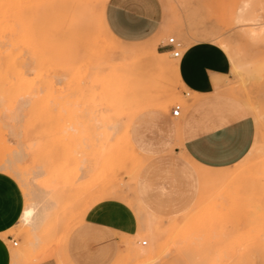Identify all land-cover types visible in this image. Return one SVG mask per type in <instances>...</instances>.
Wrapping results in <instances>:
<instances>
[{
    "label": "rangeland",
    "instance_id": "1",
    "mask_svg": "<svg viewBox=\"0 0 264 264\" xmlns=\"http://www.w3.org/2000/svg\"><path fill=\"white\" fill-rule=\"evenodd\" d=\"M11 1L0 0L5 5L15 6L0 9V162L11 164L23 173L26 184L16 177L30 193L27 203L34 206L31 221L20 223L12 237L28 258L44 264H52L54 258L71 261L67 254V234L79 228V207L98 190L120 185L126 176L124 169L130 172L145 161L137 150L138 154L134 155L127 149L123 128L127 125L130 128L134 117L144 110L159 111L156 104L161 100L167 102L166 112L170 114L175 105L182 106V115L174 117L177 122L195 97L188 98L176 91L170 81L168 55L171 51L166 52V44L153 43L148 49L149 54L158 59L160 70L147 60L136 67L133 74L132 58L120 57L121 51L108 35H103L104 45L116 53L112 66L118 65L119 77L115 76L114 80L108 76L111 67H97L96 59L100 54L90 42L96 27L88 5L72 13L67 0H28L30 5L22 0L27 2L26 6L21 0L17 4L18 0ZM162 2L203 6L188 10L192 25L199 24L204 17L214 18L218 38L223 36L233 47L241 67L239 75L222 87L223 92L233 99L243 96L259 105L264 93L260 76L261 28L251 21L259 20L260 0ZM238 19L239 25L236 24ZM24 22L34 27L27 36L23 33L27 25ZM252 27L259 32L255 42L249 32ZM163 36L186 42V37L174 28L162 33L161 38ZM161 78L166 80L165 87L160 84ZM151 86L155 87L152 95L155 105L132 117L135 112L132 93L140 90L147 95ZM96 125L101 126L99 130ZM114 148L121 152L117 153ZM112 150L116 153L110 154ZM108 160L112 162L106 164ZM173 162L178 160L173 158ZM262 168L264 157L257 152L230 173L208 175L205 185L200 183L204 192L196 194L183 212L164 217L158 221L159 227L154 226L150 232L129 239L133 242L131 248H128L129 240L118 238L119 248L112 264H145L163 253H167L170 260L187 257L204 264H244L258 253L264 238ZM168 170H160L159 182L170 179L174 182ZM237 180L239 183L232 186ZM130 227L131 223H124L119 231ZM128 235L134 236V232ZM142 240H147L148 244L143 245ZM135 247H146L148 252L135 255Z\"/></svg>",
    "mask_w": 264,
    "mask_h": 264
},
{
    "label": "snow or ice",
    "instance_id": "2",
    "mask_svg": "<svg viewBox=\"0 0 264 264\" xmlns=\"http://www.w3.org/2000/svg\"><path fill=\"white\" fill-rule=\"evenodd\" d=\"M15 7L0 2V9ZM95 19L107 33L109 39L124 55L134 56L145 47L150 48L155 44L176 45L175 39L167 36L161 38L162 33L169 28L181 32L186 37V42H181L168 55V77L176 91L185 94L188 98L193 96L190 89L182 86L181 71L185 62H192V67L203 77L205 89L212 96L217 95L216 86L221 81L231 82L241 72L233 47L227 43L223 36L218 38V26L214 18L204 17L195 26L192 25L189 9L200 8L202 5L191 4H161L164 9L163 19L158 20L159 28L153 32L148 41L137 39L138 28L143 18L150 15L151 0H95L88 5ZM245 7H248L245 5ZM259 20L251 23L260 25L259 43L261 45V82L264 83V0L259 4ZM115 14V22L109 20V11ZM179 13V14H176ZM241 21L238 19L236 24ZM240 31H243L240 29ZM232 36L234 33H228ZM253 42L257 33L252 34ZM207 36V39H202ZM236 43H239L238 41ZM207 45V48H204ZM219 50L227 56L228 67L221 70L219 67L206 63V58ZM255 55V53H252ZM179 116V111L176 112ZM165 148L168 151L158 153L171 161L175 158L183 163L186 170L193 175L227 174L239 168L241 163L250 159L257 152L264 157V93L261 95L259 105L252 104L240 96L230 99L223 104H215L202 111L195 119L188 121L181 127L175 128L170 133V140ZM175 149L176 151H172ZM243 157V159H241ZM125 179L120 185H111L98 190L88 202L81 205L78 210L80 219L79 231L67 234L69 247L78 251L89 252L91 245H100L105 240L122 238L124 240L136 239L142 233L150 232L153 227H159L158 221L164 219L162 212L165 202L171 198L192 196L194 193L184 192L176 186L165 191L150 177L157 171L156 163L145 160L134 170H123ZM171 173V162L169 170ZM15 174L4 171L0 174V224L11 220L13 213L18 220L12 222V227L5 225V230L0 233V241L4 243L3 259L0 264H44L43 261L28 258L19 250V245L9 239L15 235V229L20 223H29L34 214V206L27 203L30 193L17 183ZM11 185L14 197L5 198L3 188ZM19 191H16V189ZM134 193V195H132ZM163 193V195H161ZM23 198L25 203L18 205L17 201ZM153 208H160L161 215L153 213ZM124 223H131V227L119 231ZM59 227L57 231L59 232ZM87 232L86 238H81L80 233ZM134 232V236L128 233ZM147 243V241H144ZM91 255V253H89ZM168 254L163 253L145 264H204L200 260L182 258L170 260ZM52 264H107L103 260H72L54 258ZM244 264H264V238H262L258 253Z\"/></svg>",
    "mask_w": 264,
    "mask_h": 264
},
{
    "label": "crops",
    "instance_id": "3",
    "mask_svg": "<svg viewBox=\"0 0 264 264\" xmlns=\"http://www.w3.org/2000/svg\"><path fill=\"white\" fill-rule=\"evenodd\" d=\"M151 3L152 8L150 15L142 19L138 28L137 39L139 40H148L153 32L159 28L158 20L163 19L164 17V9L160 7V5L163 4L162 0H151ZM109 20L113 23L115 22V14L111 10L109 11ZM207 47V45H204V48ZM170 51L171 48L167 47L166 52L169 53ZM147 60H150V63H152L153 66L155 65L158 70L161 69L160 67L162 66L158 63L159 61L157 58H154L153 60V57L150 55L149 58H147L143 62V64L146 63ZM205 62L217 66L221 70L228 67L226 54L220 52L219 50L211 53L206 58ZM181 76L184 86L190 89L195 97L190 107L184 112L181 119L177 122L174 121V116L172 115V113L170 114L166 112V109L168 108L167 104L163 106H157L160 109L159 111H157L156 109L144 110L145 108L142 109L144 111L140 110L142 111V113L134 117L129 128V139L132 146L136 148L135 150H137L145 160L153 161L156 163L157 171L154 172L150 179L154 183H158L161 188H165V191L176 186L174 182H177L179 187L184 192L194 193V195L192 196H182L177 198L169 197V199L165 202L163 208V217H172L176 213L183 212L186 208H188L190 203L196 197V194H202L204 192V187H201L200 183L205 185L206 177L208 175L202 173L193 175L191 171L185 169L183 163L179 161L177 163H174L173 158L171 159V162L169 161L168 157L157 154L168 151V149L165 148V145L169 143L170 133L175 128L181 127L188 121L195 119L198 115H200L202 111H206L212 105L223 104L228 100L233 99L232 97L226 95L222 90V87L226 85L227 81H221L219 84H217V95L212 96L210 92L205 89L203 77L192 67L191 61L185 62L184 68L181 71ZM165 81L166 80H164L163 78L160 79V83H162L163 86ZM172 151L176 150L173 149ZM241 159H243V157H241ZM169 162H171V168L173 169V174L171 175V177L174 182H172L171 179L170 181L168 179L169 182H159L161 173L160 170L169 168ZM3 172V170H0V174H2ZM155 173L157 176L155 175ZM17 183L20 184L18 181ZM16 191H19V189L17 188ZM3 195L5 196V198L15 196L11 185L4 186ZM161 195H163V193H161ZM23 203H25V201L21 197V199L17 201V204L22 205ZM152 211L157 215H161L160 208H153ZM18 219V216L13 213L11 220H5L4 223L0 224V233H3V231L5 230V225H7L8 228H11L12 222L17 221ZM78 231L79 228L74 232ZM80 237L82 239L86 238L87 232L80 233ZM9 239L13 240L14 238L10 236ZM118 248V238L105 240L100 245L93 244L90 246L89 252H85L83 250L78 251L75 247L70 248L67 243V254L71 261L93 259L103 260L106 261L107 264H112L117 255ZM3 250L4 243L0 241V261H2L3 259ZM89 253H91V255H89Z\"/></svg>",
    "mask_w": 264,
    "mask_h": 264
},
{
    "label": "bare ground",
    "instance_id": "4",
    "mask_svg": "<svg viewBox=\"0 0 264 264\" xmlns=\"http://www.w3.org/2000/svg\"><path fill=\"white\" fill-rule=\"evenodd\" d=\"M11 1V0H10ZM13 1V3L16 1V0H12ZM11 1V2H12ZM24 1H26V0H24ZM24 1H22L21 0V2H24ZM31 1H34V0H31ZM48 1V0H47ZM50 1V0H49ZM17 2H19V0L18 1H16V4H17ZM20 2V3H21ZM27 2H28V0H27ZM27 2H26V4H27ZM92 2V0H67V7H68V9H69V11L70 12H72V13H75V12H77L78 10H80V9H82V8H84V7H86L87 5H89L90 3ZM29 3V2H28ZM32 3V2H31ZM19 4V3H18ZM26 4H25V2H24V4L23 5H25L26 6ZM28 5V4H27ZM29 5H30V3H29ZM21 6H22V4H21ZM23 7V6H22ZM22 7H20V8H22ZM28 7V6H27ZM26 8V7H25ZM25 8H23L24 10H25ZM17 10H19L18 8H16ZM22 9V10H23ZM30 8L28 7V10H29ZM241 10V9H240ZM23 12V11H22ZM24 13H25V11H24ZM19 14H20V12H19ZM22 14V13H21ZM25 15V14H24ZM29 20V22H30V17L28 18ZM93 19H94V24H95V27H96V34H94V35H91L90 36V42H91V45L94 47V48H96V50H97V52L100 54H98L97 52V55H99V57L96 59L97 60V67H99V68H103V69H105V68H107L108 66H109V68L111 67V69H110V71H108V76L110 77V78H112V79H114L115 80V78L117 77V75H118V77H119V74H118V65L117 66H112V63H114V61H115V58H116V53L115 52H113V51H110L104 44V38H103V35H107V33L104 31V29L101 27V25L97 22V20L95 19V17H93ZM21 21H22V19H20ZM25 20V19H24ZM23 20V21H24ZM26 20H27V18H26ZM32 21V20H31ZM28 22V23H29ZM25 23V22H24ZM25 24H27V23H25ZM28 25V26H27ZM25 27H24V29H23V33H24V35H28V33L29 34H31V32L34 30V27H32V26H30L29 24H27ZM250 29V28H249ZM249 32H250V34H252L253 32H255V33H257V35H258V29L256 28V27H252L250 30H249ZM171 38V37H170ZM90 45V46H91ZM148 47H145L143 50L141 49V50H139L134 56H125L124 55V53H120V57H122V58H125V59H129V58H132V61H131V66L132 65H135V68L136 67H138L139 65H143V62L147 59V58H149V56H150V54H149V51H148ZM94 53V52H93ZM96 53L94 54L95 56H97L96 55ZM124 60V59H123ZM153 60H154V58H153ZM126 62V61H125ZM96 63V62H95ZM124 63V62H123ZM159 63V62H158ZM157 63V64H158ZM91 64V63H90ZM154 64V63H153ZM160 64V63H159ZM151 65H152V63H151ZM155 66V65H154ZM157 66H160V65H157ZM120 67V66H119ZM159 68V67H158ZM161 68V67H160ZM96 72V71H95ZM133 74L135 73V70L134 69H132V71H131ZM131 73V74H132ZM101 75V74H100ZM116 76V77H115ZM101 78V77H100ZM120 79V78H119ZM100 84V83H99ZM161 85H163L162 83H160ZM183 85V84H182ZM149 89V88H148ZM143 90V89H142ZM109 91H110V89H109ZM124 91V90H123ZM155 87L153 86H151L150 87V89H149V94H147V95H149V97L145 94V93H143V91H137L136 93H132V95H133V98H132V101H131V103H133V105H135V112L133 113V115L132 114H130V115H132V117L136 114V113H138L140 110H142V109H144V108H146V107H149V106H152V105H155V100L153 99V97H152V95H154L155 93ZM174 93V92H173ZM92 94H94V93H92ZM93 97V96H92ZM113 98V97H112ZM125 98V97H124ZM95 99V98H94ZM116 101V100H115ZM109 102L110 101H108V104H109ZM114 102V101H113ZM112 102V103H113ZM117 102V101H116ZM116 102H114V103H116ZM91 104V103H90ZM96 104V103H95ZM105 105V104H104ZM157 106H163V105H167V102H165L164 100H161V101H159L157 104H156ZM106 106V105H105ZM105 106H103V107H105ZM115 106L117 107V105L115 104ZM123 106V105H122ZM102 107V108H103ZM131 107H132V104H131ZM97 108V107H96ZM107 110V109H106ZM110 111V110H109ZM128 111V110H127ZM111 112V111H110ZM114 111H112V113H113ZM126 112V111H125ZM97 114V113H96ZM125 114H128L127 112L125 113ZM97 115H99V114H97ZM113 115V114H112ZM119 116V115H118ZM98 117V116H97ZM100 117V116H99ZM105 117V116H104ZM120 117V116H119ZM102 118V117H101ZM89 119V118H88ZM119 119V118H118ZM131 120V119H130ZM91 122V121H90ZM91 124H92V122H91ZM90 124V125H91ZM99 124H101V122H99ZM104 124V123H103ZM102 124V125H103ZM115 124V122L112 124V126ZM127 124V123H126ZM97 126V125H96ZM98 127V130H99V128L101 127V126H97ZM97 127H95V128H97ZM106 127V126H105ZM124 129V137H125V141H124V138H123V136H122V140L126 143H124L125 145H126V147H127V149L132 153V154H134V155H137L138 154V152L135 150V148L132 146V144H131V142H130V139H129V125H127V127H125V128H123ZM106 130V129H105ZM107 131V130H106ZM111 131V130H110ZM102 132V131H101ZM109 132V131H108ZM104 133V132H103ZM111 133V132H110ZM107 134V133H106ZM101 136V135H100ZM104 135H102L101 137H103ZM110 136V135H109ZM120 136V135H119ZM118 136V137H119ZM105 137V136H104ZM108 137V136H107ZM107 137H105V138H107ZM110 138V137H109ZM108 138V139H109ZM114 140H117V139H114ZM120 140V139H119ZM97 142V141H96ZM109 144V143H108ZM108 144H106V145H108ZM113 144H114V142H113ZM116 144V143H115ZM105 145V144H104ZM109 146V145H108ZM113 146V145H112ZM118 147H120V145H117ZM100 147H102V146H100ZM106 147V146H105ZM105 147H103V148H105ZM121 148V147H120ZM113 149V148H112ZM114 149H117V153L119 152H121V150H119V148H114ZM104 150H106V149H104ZM111 150V149H110ZM107 151H109L108 149H107ZM107 151L105 152V153H107ZM115 151V150H114ZM113 150H112V152L110 153V154H112L113 152H114ZM110 152V151H109ZM114 153H116V151L114 152ZM109 154V155H110ZM105 155V154H104ZM122 155V154H121ZM118 156V155H117ZM125 156V155H124ZM108 157V155L104 158V160L106 161V158ZM112 158V157H111ZM117 158H119V157H117ZM110 159V158H109ZM122 159H124V158H122ZM71 161V160H70ZM119 161H120V159H119ZM109 162V160L106 162V164ZM112 161H110L109 163H111ZM121 162V161H120ZM117 164V163H116ZM263 166V165H262ZM110 168V167H109ZM108 168V169H109ZM19 169V168H18ZM18 169L15 167V166H13V165H11V164H8V163H5V162H3V161H1L0 162V170H3V171H8V172H11V173H13V174H15V176H17L20 180H22V182L23 183H25L26 184V179H25V177H24V175H23V173L22 172H20V171H18ZM58 169V168H57ZM262 169H264V168H262ZM100 170V169H99ZM104 170H106V169H104ZM110 170V169H109ZM257 170V169H256ZM59 171V170H58ZM61 171L63 172V170L61 169ZM119 171V170H118ZM105 172V171H104ZM103 172V173H104ZM113 172H115L114 170H113ZM60 174V173H59ZM59 174H57V175H59ZM65 174V173H64ZM116 175V174H115ZM52 178V177H51ZM65 178V177H64ZM63 178V179H64ZM62 180V179H61ZM67 181V180H66ZM239 181L240 180H237V182H233L232 183V186H234L235 184H238L239 183ZM51 183V182H50ZM78 183V182H77ZM108 183V182H107ZM235 183V184H234ZM57 184V183H56ZM28 185V184H27ZM59 186V185H58ZM50 187V186H49ZM235 187V186H234ZM237 187V186H236ZM65 189V188H64ZM154 235V234H153ZM152 235V236H153ZM150 236H151V234H150ZM155 236H157L158 237V235H155ZM156 238V237H155ZM144 241L145 240H142V244L144 245ZM147 241V240H146ZM147 243H148V241H147ZM147 243H146V245H147ZM128 248H131L132 247V245H133V242L132 241H128ZM154 244V243H153ZM152 247H153V245H152ZM134 251V254L135 255H143V254H145V253H147L148 252V248H146V247H140V249H136V247H135V249L133 250ZM127 253V252H126ZM127 255H130V253L129 254H127ZM130 257V256H129ZM120 264H124V262L123 263H120Z\"/></svg>",
    "mask_w": 264,
    "mask_h": 264
},
{
    "label": "built area",
    "instance_id": "5",
    "mask_svg": "<svg viewBox=\"0 0 264 264\" xmlns=\"http://www.w3.org/2000/svg\"><path fill=\"white\" fill-rule=\"evenodd\" d=\"M170 39H175V40H176L175 37H171ZM176 41H177V40H176ZM179 44H180V42L177 41V44H176V45L166 44L165 46H166V47H170V48H171V52H172L176 47L179 46ZM177 111H179V116L176 115V112H177ZM182 112H183V108H182V106H181V105H175V106L173 107V110H172V115H173L174 117H180V116L182 115ZM12 241L14 242V244H18V241H16L15 239H13ZM144 245H146L145 242H144Z\"/></svg>",
    "mask_w": 264,
    "mask_h": 264
}]
</instances>
